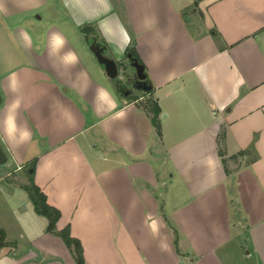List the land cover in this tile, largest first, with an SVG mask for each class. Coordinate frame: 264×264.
Returning a JSON list of instances; mask_svg holds the SVG:
<instances>
[{"label": "crops", "instance_id": "crops-1", "mask_svg": "<svg viewBox=\"0 0 264 264\" xmlns=\"http://www.w3.org/2000/svg\"><path fill=\"white\" fill-rule=\"evenodd\" d=\"M94 40L152 90L120 95ZM0 98V264H77L33 163L85 264H264V0H0Z\"/></svg>", "mask_w": 264, "mask_h": 264}, {"label": "trees", "instance_id": "trees-1", "mask_svg": "<svg viewBox=\"0 0 264 264\" xmlns=\"http://www.w3.org/2000/svg\"><path fill=\"white\" fill-rule=\"evenodd\" d=\"M92 31H93V28L89 26L83 27V33H85L86 37L89 39H90V33ZM102 44L105 45L104 42H102ZM127 56L128 57L130 56L133 59H136L139 63L143 64L138 58V56L132 50H129V52L127 53ZM147 81L150 83L148 79ZM145 107L152 114V122L158 134H160V125L157 120L159 111H160L158 104L153 98H149L148 100H146ZM34 168H35V164L33 163L30 165L29 170H28L29 184L26 186V190L29 193V197L34 205L35 211L38 214L43 215L48 219L47 230L49 232H55L56 235L61 237V239L66 244V246L71 249L76 263L85 264L82 245L77 238L71 235L70 228L67 226L63 228L62 230H56V223L61 216V212L58 208L49 204V202L47 201L46 194L43 192V190L38 185L35 184L34 173H33ZM2 245H4V238H3V232L0 231V246Z\"/></svg>", "mask_w": 264, "mask_h": 264}, {"label": "water", "instance_id": "water-1", "mask_svg": "<svg viewBox=\"0 0 264 264\" xmlns=\"http://www.w3.org/2000/svg\"><path fill=\"white\" fill-rule=\"evenodd\" d=\"M106 49V45L95 40L90 44V50L95 54L98 62L104 66L108 77L114 79L122 74V79L128 83H131L133 89L142 90L145 92L152 90V85L146 79L147 75L145 73L143 64L129 56L128 58L130 60V65L135 69V73L130 74L125 71L124 68L121 67L115 60L106 56ZM5 160L6 159L3 151L0 148V163H4Z\"/></svg>", "mask_w": 264, "mask_h": 264}, {"label": "clouds", "instance_id": "clouds-1", "mask_svg": "<svg viewBox=\"0 0 264 264\" xmlns=\"http://www.w3.org/2000/svg\"><path fill=\"white\" fill-rule=\"evenodd\" d=\"M128 42H130V37H128L127 34L125 33V43H128ZM64 43H65V41H64V39L60 35L53 34V36L51 38L52 51L53 52L58 51L64 45ZM63 59H64V62L66 64H74L76 62V60H77V57L75 56L74 53H68V54H66L64 56ZM242 82L243 81H241V83ZM98 95H99V98L100 99L107 100L109 102V105L110 106H113V107L115 106V102L109 99V94L107 92H105L104 90H100ZM13 107L14 108L15 107H19V103L17 102L16 104L13 105ZM119 115L122 116L123 113L121 112ZM7 124H8V132L11 135V133L15 129L14 118L10 116L8 118ZM29 138H30V133L25 130L21 134V140H27ZM152 228H153V231H155V229H156L155 222H153Z\"/></svg>", "mask_w": 264, "mask_h": 264}, {"label": "rangeland", "instance_id": "rangeland-1", "mask_svg": "<svg viewBox=\"0 0 264 264\" xmlns=\"http://www.w3.org/2000/svg\"><path fill=\"white\" fill-rule=\"evenodd\" d=\"M130 68H131V70H135L133 67H131L130 66ZM125 83H122V85H116V89H117V92L120 94V95H125V93H124V88H125ZM134 90V92L136 93L138 90H136V89H133ZM139 91H141L140 93H138V94H142L143 92L144 93H147V92H150V91H147V92H145V91H142V90H139ZM150 97H146L143 101H142V103L143 104H146V100H148ZM57 236V238H60L58 235H56ZM60 240H62L61 238H60ZM63 244H65L64 242H63ZM65 246V248H66V250L67 251H70V252H72L71 251V249L70 248H68L67 246H66V244L64 245ZM64 260H66V259H63V257L61 256V259H60V261L63 263V264H65V262H64Z\"/></svg>", "mask_w": 264, "mask_h": 264}, {"label": "flooded vegetation", "instance_id": "flooded-vegetation-1", "mask_svg": "<svg viewBox=\"0 0 264 264\" xmlns=\"http://www.w3.org/2000/svg\"><path fill=\"white\" fill-rule=\"evenodd\" d=\"M125 84H126V86L124 88V93L126 94L129 91L133 90V88H132V84L131 83H128V82L125 81Z\"/></svg>", "mask_w": 264, "mask_h": 264}]
</instances>
